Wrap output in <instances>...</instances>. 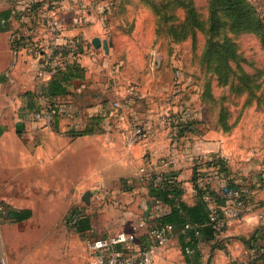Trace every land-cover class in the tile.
<instances>
[{
  "label": "crops",
  "instance_id": "obj_1",
  "mask_svg": "<svg viewBox=\"0 0 264 264\" xmlns=\"http://www.w3.org/2000/svg\"><path fill=\"white\" fill-rule=\"evenodd\" d=\"M84 1L89 6L88 16L75 24L72 14L65 15L64 35L80 33L87 41L88 50L78 59L85 71L71 80L68 94L53 98L69 106L71 113H58L51 124L37 119L36 110L30 107L45 102L39 88L49 78L38 76L37 61L26 52L13 54L10 25H0V204L31 211L20 221L9 218L7 212L1 218L0 264H66L65 235L54 240L50 232L65 231L67 224L86 242L135 230L140 244H149V230L170 207L154 200L147 182L140 179L139 169L147 155L167 154L176 147L180 162L173 173L182 200L194 205L198 198L194 185L197 157L223 154L219 140L210 142L209 137H203L194 146L193 138L184 131L173 143L169 129L156 132L147 146L127 144V124L108 115L115 89L110 70L94 65L88 55L94 50L108 54L102 47H94L92 40L99 37L113 46L108 34H112L113 15L104 18L97 13L100 4ZM13 3L0 0V18L8 15ZM112 8L113 4L103 5V10ZM95 116L103 118L100 128L79 133ZM209 180L214 191L224 183L221 175L214 174ZM242 180L240 175L234 182ZM87 191L92 192L89 203L83 201ZM263 192L264 186L256 190L250 210L240 220L230 221L222 239L202 229L197 245L201 261L231 264L243 255L245 244L251 247L247 241L264 225V209L258 208ZM73 214L77 219L71 225L68 219ZM182 242L187 244L189 237L176 233L167 250L157 251L156 264H188Z\"/></svg>",
  "mask_w": 264,
  "mask_h": 264
},
{
  "label": "rangeland",
  "instance_id": "obj_2",
  "mask_svg": "<svg viewBox=\"0 0 264 264\" xmlns=\"http://www.w3.org/2000/svg\"><path fill=\"white\" fill-rule=\"evenodd\" d=\"M89 1L100 4L102 17L113 15L108 54H88L94 65L110 70L112 104L128 103L124 114L133 122L171 114L176 121L170 128L157 122L153 131L181 128L194 146L203 137L219 140L230 182L240 175L250 187L264 180V0H246L259 16L260 31L241 30L219 12L213 16L210 0ZM106 3L113 8L103 10ZM259 200L264 209V199ZM67 225L50 237L62 240L64 233L66 264H84L87 240ZM262 239L251 241L254 249L245 244L231 264H247L254 251L262 254L264 234Z\"/></svg>",
  "mask_w": 264,
  "mask_h": 264
},
{
  "label": "built area",
  "instance_id": "obj_3",
  "mask_svg": "<svg viewBox=\"0 0 264 264\" xmlns=\"http://www.w3.org/2000/svg\"><path fill=\"white\" fill-rule=\"evenodd\" d=\"M8 18L1 17L0 25H10L11 50L15 56L26 52L37 61L38 76L42 79L50 78L58 69L66 68L78 60L88 50L87 41L80 33L72 36L64 35V17L72 14L74 23L83 22L89 13V6L84 0H14ZM113 107L119 113L120 121L127 124V144L142 143L148 145L154 134L158 122L162 129L170 128L176 121L171 114L152 116L144 121L129 119L124 114L128 103L120 105L114 102ZM60 112L71 113V108L65 104L44 105L41 111L36 112L37 119L53 123ZM135 118V117H134ZM173 143L181 136V128L170 130ZM225 158L220 154L209 155L206 158H197V172L194 180L195 191L202 192V199L209 209L208 225L212 228L216 239H222L228 224L232 220H240L253 204L256 190L264 186V180L254 182L253 187L245 181L235 183L226 179L221 167L225 165ZM180 162V155L176 147H172L167 154L156 155L150 152L145 164L139 169L140 179L148 185L163 186L176 179L174 167ZM221 175L224 183L218 191H214L209 178L212 175ZM3 206L0 205V220L4 216ZM77 215L71 216L69 224H73ZM199 225L186 223L183 233L195 230L199 238ZM257 235L262 239L264 225ZM149 244H140L135 230H122L105 237H99L87 242L88 259L84 264H156V253L165 248L176 236L175 228L170 223H156L149 230ZM190 240V238H189ZM263 240V239H262ZM185 252L193 255L195 247L186 246ZM254 251L252 257L257 256ZM259 254V253H258ZM200 264H205L203 261Z\"/></svg>",
  "mask_w": 264,
  "mask_h": 264
},
{
  "label": "trees",
  "instance_id": "obj_4",
  "mask_svg": "<svg viewBox=\"0 0 264 264\" xmlns=\"http://www.w3.org/2000/svg\"><path fill=\"white\" fill-rule=\"evenodd\" d=\"M210 5L211 14L213 16H216L219 12L224 14L233 25L237 26L241 30L255 29L257 31H260L259 16L246 0H210ZM8 11V15L3 17L8 18L10 16L11 9H9ZM191 13L193 21L197 22V18L192 8ZM84 71L85 69L81 66L78 60H75L66 68L58 69L49 78L48 82L46 84L44 83L39 88L45 102L38 104L35 103L34 105L29 106L32 107V109L36 110V112H39L42 110L44 105H60L61 103L57 102V100H53V98L68 94V88L71 80L82 77ZM117 114L119 113L113 107L112 102H110L108 115L112 118H118ZM102 121L103 118L101 116H95L91 118V120L87 124L86 129L79 133H90L94 131L95 128H100V123H102ZM183 132L184 131L181 129V134ZM224 170L225 165L223 164L221 167V171ZM148 186L150 189V195L154 200L163 202L170 207L169 212L162 215L157 222L170 223L174 226L176 233L181 232V234H184V237L187 235L190 238L189 242L187 244H185L184 242L181 243V248L185 260L188 264H200L201 255L197 247L198 243L200 242V236L199 238L195 236L194 229L188 230V232L185 234L183 233L182 228L186 223H190L193 225L196 224L200 226V234L202 229L204 228L210 232L211 236L215 238L212 228L208 225L209 209L206 202L202 199V192L197 191L198 198L196 200V203L194 205H188L181 198L182 190L179 186V183L177 182V179L173 180L171 183L165 182L163 186H153L152 184ZM0 205L3 206L4 210L7 212V216L15 220L20 221L28 218L31 215L30 210L8 209L5 204L1 203ZM259 232H261V229H258L256 231V239ZM252 240H255V236L253 239H249L247 243H250L251 247L254 249L255 246L251 243ZM186 246L195 247V254H187L185 252ZM256 254L257 256L251 258L247 264H264V252L262 254Z\"/></svg>",
  "mask_w": 264,
  "mask_h": 264
},
{
  "label": "water",
  "instance_id": "obj_5",
  "mask_svg": "<svg viewBox=\"0 0 264 264\" xmlns=\"http://www.w3.org/2000/svg\"><path fill=\"white\" fill-rule=\"evenodd\" d=\"M92 44L96 48L102 47L105 50L106 53H108L109 47L111 46V44L109 43V41H107V40L101 41V39L99 37H95L92 40ZM91 195H92V192L91 191L85 192V194L83 196V201L89 203V199H90V196Z\"/></svg>",
  "mask_w": 264,
  "mask_h": 264
}]
</instances>
